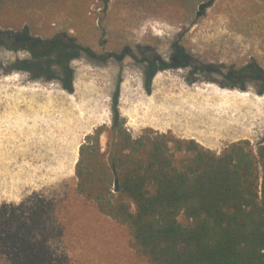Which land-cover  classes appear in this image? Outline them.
Here are the masks:
<instances>
[{
    "label": "rangeland",
    "instance_id": "rangeland-1",
    "mask_svg": "<svg viewBox=\"0 0 264 264\" xmlns=\"http://www.w3.org/2000/svg\"><path fill=\"white\" fill-rule=\"evenodd\" d=\"M24 38L76 45L63 51L76 55L72 90L64 67L50 64L58 52L35 60ZM223 86L248 99L214 96ZM114 107L134 136L171 132L218 153L244 139L256 147L264 141V0L1 8L0 264H146L127 229L75 192L79 146L112 126ZM100 143L105 149L106 133Z\"/></svg>",
    "mask_w": 264,
    "mask_h": 264
},
{
    "label": "trees",
    "instance_id": "trees-1",
    "mask_svg": "<svg viewBox=\"0 0 264 264\" xmlns=\"http://www.w3.org/2000/svg\"><path fill=\"white\" fill-rule=\"evenodd\" d=\"M47 1L0 0V9ZM22 41L35 60L58 52L50 64L64 67L73 89L76 55L63 51L74 43ZM75 175L76 194L123 225L146 264H264V141L240 140L218 153L171 132L134 136L114 107L112 126L80 144Z\"/></svg>",
    "mask_w": 264,
    "mask_h": 264
},
{
    "label": "bare ground",
    "instance_id": "bare-ground-1",
    "mask_svg": "<svg viewBox=\"0 0 264 264\" xmlns=\"http://www.w3.org/2000/svg\"><path fill=\"white\" fill-rule=\"evenodd\" d=\"M214 89H216V88H214ZM234 92V91H233ZM219 93V94H218ZM237 92H234V94L232 93V92H227V91H223V92H217L216 94H218V95H221V96H223V97H229V96H234V97H236V98H239V99H243V101L244 100H247L248 98L246 97V95H242V94H236ZM248 93V92H247ZM250 96V95H249Z\"/></svg>",
    "mask_w": 264,
    "mask_h": 264
},
{
    "label": "crops",
    "instance_id": "crops-1",
    "mask_svg": "<svg viewBox=\"0 0 264 264\" xmlns=\"http://www.w3.org/2000/svg\"><path fill=\"white\" fill-rule=\"evenodd\" d=\"M223 91H227V92H232V89H227L225 86H223V87H218V88H216V89H214V91H213V94H214V96H216V97H220V98H224L225 100L226 99H231V97L232 96H229V97H223V96H221V95H218V94H216L217 92H223ZM212 150H214V149H212Z\"/></svg>",
    "mask_w": 264,
    "mask_h": 264
},
{
    "label": "flooded vegetation",
    "instance_id": "flooded-vegetation-1",
    "mask_svg": "<svg viewBox=\"0 0 264 264\" xmlns=\"http://www.w3.org/2000/svg\"><path fill=\"white\" fill-rule=\"evenodd\" d=\"M155 71H156L155 67L153 65H150L148 73L152 76L153 74H155Z\"/></svg>",
    "mask_w": 264,
    "mask_h": 264
}]
</instances>
